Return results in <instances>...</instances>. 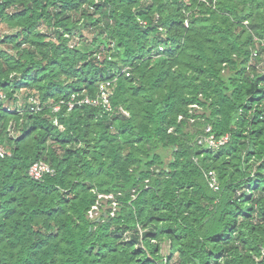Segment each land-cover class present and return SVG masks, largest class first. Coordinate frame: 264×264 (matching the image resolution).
I'll use <instances>...</instances> for the list:
<instances>
[{
	"label": "trees",
	"instance_id": "trees-1",
	"mask_svg": "<svg viewBox=\"0 0 264 264\" xmlns=\"http://www.w3.org/2000/svg\"><path fill=\"white\" fill-rule=\"evenodd\" d=\"M1 91L0 264H264V0H0Z\"/></svg>",
	"mask_w": 264,
	"mask_h": 264
},
{
	"label": "built area",
	"instance_id": "built-area-1",
	"mask_svg": "<svg viewBox=\"0 0 264 264\" xmlns=\"http://www.w3.org/2000/svg\"><path fill=\"white\" fill-rule=\"evenodd\" d=\"M112 95V91L110 89V84L109 83H103L100 85V93L94 97H85L81 102L85 103V104H89V105H104L105 107H107L108 110H111V103H110V96ZM75 99V96H73V99ZM8 96L6 93L4 92H0V104L2 105H7L5 103L8 102ZM74 102L70 103L69 107H73ZM21 105L18 103V107H20ZM7 110H13V108L7 106ZM206 142L209 147H213V148H220L222 146H224L228 141H229V137L228 135L223 136L219 139L215 138L214 136H210L204 140H201L200 143ZM10 155V152L3 146L0 144V158H5L6 156ZM54 169H52L47 163L43 162V161H39L34 163L30 169H29V175L32 179L36 180V181H40L43 179V177L47 174L53 175L54 174ZM207 179H208V183L209 186L215 190L218 191L220 189V185H219V181L217 178V174L215 173V171H209L207 173Z\"/></svg>",
	"mask_w": 264,
	"mask_h": 264
},
{
	"label": "rangeland",
	"instance_id": "rangeland-1",
	"mask_svg": "<svg viewBox=\"0 0 264 264\" xmlns=\"http://www.w3.org/2000/svg\"><path fill=\"white\" fill-rule=\"evenodd\" d=\"M5 104H8V102L7 103H5ZM95 215V214H94Z\"/></svg>",
	"mask_w": 264,
	"mask_h": 264
}]
</instances>
